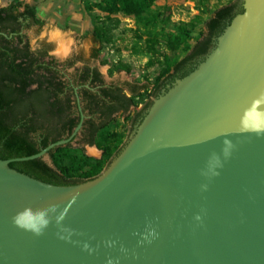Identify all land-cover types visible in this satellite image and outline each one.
Here are the masks:
<instances>
[{
  "label": "water",
  "instance_id": "obj_1",
  "mask_svg": "<svg viewBox=\"0 0 264 264\" xmlns=\"http://www.w3.org/2000/svg\"><path fill=\"white\" fill-rule=\"evenodd\" d=\"M262 95L264 0H244L204 60L154 100L95 178L53 185L8 165L49 162L83 114L68 138L0 159V264H264V136L241 127ZM50 205L42 235L13 223L26 208Z\"/></svg>",
  "mask_w": 264,
  "mask_h": 264
},
{
  "label": "trees",
  "instance_id": "obj_2",
  "mask_svg": "<svg viewBox=\"0 0 264 264\" xmlns=\"http://www.w3.org/2000/svg\"><path fill=\"white\" fill-rule=\"evenodd\" d=\"M243 11L244 0H231L212 9L206 19H199L203 26L195 42L189 43L183 36L175 39L173 48H181L184 53L180 58L168 60L153 84L105 85L97 69L91 75L87 65L70 70L81 57L66 63L54 57L46 58L53 49L52 43L41 40L33 46L25 34L17 33L21 24L25 29L44 25L43 17L37 19L40 13L34 3L17 0L0 6V31L6 34L0 33V159L32 155L52 142L68 138L82 114L83 129L89 135L86 142L90 145L96 144L97 136L116 114L127 116L132 108L142 104L130 117L132 125L136 122L138 126L151 103L144 100L150 84L153 85L150 95L157 97L176 79L193 71L216 45L233 17ZM100 38L97 32L96 40ZM98 54L96 48L94 57ZM89 76L90 87H86ZM124 86L130 95L124 93ZM110 136L104 137V144H97L102 156L92 163L81 154L71 155V161L63 164L60 155L69 146L67 143L49 150L51 163L35 158L8 165L53 185L79 184L99 175L125 145L121 135Z\"/></svg>",
  "mask_w": 264,
  "mask_h": 264
},
{
  "label": "rangeland",
  "instance_id": "obj_3",
  "mask_svg": "<svg viewBox=\"0 0 264 264\" xmlns=\"http://www.w3.org/2000/svg\"><path fill=\"white\" fill-rule=\"evenodd\" d=\"M11 1L17 0H0V6ZM23 1L34 3L45 19L44 25H33L25 31L33 46L41 40L49 41L55 29L60 36L52 42V53L59 59L79 55L96 66L106 82L153 84L165 63L184 53L181 48H173L175 39L183 36L189 43H194L203 26L199 19H206L212 9L231 0ZM97 32L101 34L99 40H96ZM61 43H67L65 51ZM96 48L99 54L94 57ZM150 88L144 97V100L151 101L146 112L158 98L150 95ZM138 107L132 108L127 116L115 115L109 126L97 136L96 144L72 140L61 152L63 164L71 161V155L84 154L91 163L99 159L102 150L97 144H104V137L109 134L110 137L121 135L124 145L137 128L132 125L130 117ZM48 161L51 163L49 155Z\"/></svg>",
  "mask_w": 264,
  "mask_h": 264
},
{
  "label": "clouds",
  "instance_id": "obj_4",
  "mask_svg": "<svg viewBox=\"0 0 264 264\" xmlns=\"http://www.w3.org/2000/svg\"><path fill=\"white\" fill-rule=\"evenodd\" d=\"M43 13L37 16L41 18ZM59 36L58 30L53 29L50 34L49 43L56 42V37ZM58 48L61 46L58 44ZM264 104V95L253 101L252 107L245 112L241 120L242 130L255 134L257 137L264 136V110H261V105ZM229 148L234 147L230 141H225ZM225 155H230L228 149H225ZM218 175V173H216ZM55 206L50 205L48 209H40L33 212L31 208H26L22 212H18L13 217V223L26 231H31L34 235H42L50 223L47 218V213L54 210Z\"/></svg>",
  "mask_w": 264,
  "mask_h": 264
},
{
  "label": "flooded vegetation",
  "instance_id": "obj_5",
  "mask_svg": "<svg viewBox=\"0 0 264 264\" xmlns=\"http://www.w3.org/2000/svg\"><path fill=\"white\" fill-rule=\"evenodd\" d=\"M25 31H26V29H25V25L24 24H21V28L19 29V31L17 32V33H20V34H25ZM0 33H3V34H5L4 32H2V31H0ZM16 33V34H17ZM6 35V34H5ZM13 34H10V36H12ZM26 35V34H25ZM26 38H27V36H26ZM46 41V40H45ZM48 42V41H47ZM79 55H67V57L66 58H64V59H59L58 57H56L53 53H52V50L49 52V55H48V57H46V58H57L60 62H62V63H66V61H69V60H72V59H74L75 57H78ZM93 56H94V52H93ZM79 57H81V56H79ZM84 65H87L89 68H90V75L92 74V73H94V71H95V69H97L98 70V68L96 67V66H94V65H91L87 60H85L84 58H82L81 57V59L80 60H78V62H76L71 68H70V70H75L76 68H79V67H82V66H84ZM99 71V70H98ZM100 72V71H99ZM101 74V73H100ZM101 76H102V79H103V81H104V83H105V85H107L108 83H110V82H106L105 81V79L103 78V75L101 74ZM91 82V76H89V78H88V82L85 84V86L86 87H90V83ZM99 85V84H98ZM122 84H119V86H121ZM125 87V86H124ZM92 89H94V87L92 88ZM124 93L126 94V95H130V92H129V90H128V88L127 87H125L124 88ZM139 107L140 108H142V104H140L139 105ZM138 107V108H139ZM119 113H121V112H119ZM117 115V114H116ZM83 121H84V119H83ZM134 126L136 125V122L133 124ZM73 132V131H72ZM71 134V133H70ZM76 139H78V141L79 142H82V143H87L86 141L89 139V135H88V132L85 130V129H83V122H82V126H81V129L76 133V135H75V137L73 138V140H76ZM72 141V140H71ZM70 141V142H71ZM69 142V143H70Z\"/></svg>",
  "mask_w": 264,
  "mask_h": 264
},
{
  "label": "bare ground",
  "instance_id": "obj_6",
  "mask_svg": "<svg viewBox=\"0 0 264 264\" xmlns=\"http://www.w3.org/2000/svg\"><path fill=\"white\" fill-rule=\"evenodd\" d=\"M58 33H60V32H58ZM59 36H60V34H59ZM59 36H58L57 38H59ZM60 39H61V38H60ZM66 44H67V43H61V46H63L62 49H63L64 51H65V48L67 47Z\"/></svg>",
  "mask_w": 264,
  "mask_h": 264
}]
</instances>
